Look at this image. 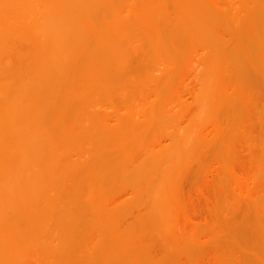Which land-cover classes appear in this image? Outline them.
<instances>
[{"label": "bare ground", "instance_id": "obj_1", "mask_svg": "<svg viewBox=\"0 0 264 264\" xmlns=\"http://www.w3.org/2000/svg\"><path fill=\"white\" fill-rule=\"evenodd\" d=\"M0 264H264V0H0Z\"/></svg>", "mask_w": 264, "mask_h": 264}]
</instances>
